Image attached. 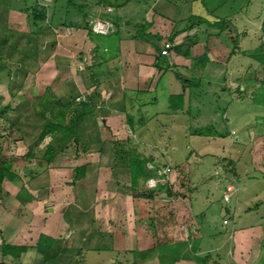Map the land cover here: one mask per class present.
<instances>
[{
	"label": "crops",
	"instance_id": "0c3cea01",
	"mask_svg": "<svg viewBox=\"0 0 264 264\" xmlns=\"http://www.w3.org/2000/svg\"><path fill=\"white\" fill-rule=\"evenodd\" d=\"M196 1L156 0L146 11L144 19L147 35L151 36L147 39L131 33L124 34L125 25L133 23L125 16L117 15L116 8L112 6L106 8L102 6L104 12L107 8L113 9L111 17L116 23L117 30L115 34L109 36H90L87 30L59 25L58 20L56 25L48 24L34 33L26 22L22 23L23 20L26 21L25 13L2 10L7 15V21L0 24V96L9 99L8 101L12 100L13 106L9 103L3 106L7 107L8 112L23 113L20 114L21 119L10 125L11 128L19 129L20 125L24 128L36 126L34 123L37 119H34V115L45 121L48 110L44 109V102L49 95L55 102L58 100L63 104L71 102L70 106L64 108L67 115L64 125H69L71 118L76 117L78 136L86 151L72 142L65 149L58 151L49 165L42 163L45 152L42 158L31 152L30 159L40 164L37 168L38 173L26 160L21 162L22 165L18 166L17 170L29 169L25 181L31 179L35 181L39 178L47 183L52 182L51 185L48 184L49 187H45L47 191L36 190L32 186L33 183L17 188H14L13 182L3 183L0 191V264L19 261L32 254L42 259V255L36 249L40 236L61 240L63 244L66 242L64 231L73 226L74 231H77L78 238H74L78 239L77 245L72 242L71 246L65 247L103 253L107 251H98L93 244L99 247L100 243L105 242L113 248L109 252L124 255L126 258L128 256L130 262L127 261V264H159L158 246L184 242L190 237L185 238L183 234L181 235L177 228L180 224H175L172 220L175 213L173 207L176 203L174 197L163 206L158 197L148 200L132 195L128 154L125 152L131 147L138 153L136 146L146 144L145 139L149 135L152 138V134L154 136L152 130L157 128L166 130L162 135H158L157 139L166 140L171 133L169 128L172 129V124L176 118L178 119L176 115L189 113L192 99L190 86L187 83L183 84L175 72L186 81L199 80L209 69L208 65L216 62L207 47L205 25H183L192 15L199 16L193 12ZM87 5L86 10L91 23L97 17L95 12L97 8L91 0H87ZM175 31L179 32L178 35L173 41H169ZM243 34L244 32L240 33L233 28V35L231 34L230 38L237 36L239 44L240 40L243 42L245 39ZM155 37L162 39L158 45L161 51L166 42L172 44L167 56H160L161 53L155 49V43L147 41ZM187 52L189 57L185 55ZM205 54L207 60H199ZM239 54L237 51L235 55ZM179 95H183V99L172 101ZM85 102L94 108V112H90V108L86 111L82 109L81 104ZM29 114L34 123L29 121L31 118ZM41 114H45V119ZM81 114L84 117L78 119ZM224 120L227 122L229 117L224 116ZM252 122L245 123L247 124L245 130L254 125ZM240 130L234 125L228 131L226 139L229 140L230 146L246 139L252 143V150L261 144L259 140L262 139L264 144L263 132L259 133L257 140H253V133L249 135L247 132L244 137L238 136ZM46 140L47 138L41 141L43 143ZM113 141L124 144L122 148L125 152L116 155ZM35 142L39 143L40 140L37 138ZM252 150V161L260 175L264 177V150L258 154L256 150ZM16 153L13 152L12 157H24L17 156L19 154ZM4 155L8 156L6 153ZM139 155L148 160V168L152 165L162 166L157 160L160 158L158 153L155 156L151 151L148 155L151 159ZM220 156V164L225 166V173H229L230 180H238L235 161L223 157L222 154ZM81 166H87L86 178L72 185L74 170ZM163 166L172 167L173 176L185 174L184 165ZM232 169L234 173L230 172ZM67 174L68 185H64L65 187L60 190L62 194L67 193L65 198L67 202L64 204L60 201L63 197L58 196L59 185L56 178L58 175L66 177ZM20 176L18 173L17 179H21ZM90 179L92 185L86 198L92 199V203L84 204L79 201L80 198H84V193L80 192L78 197L76 189L78 192L82 187L80 184ZM37 191H40L38 196ZM19 192L22 194L21 197L17 196ZM12 201L18 206L20 213L16 214L13 211ZM71 205H74L75 209L72 217L66 216L65 221L64 212ZM259 207H246V210L252 212ZM30 209L34 212L30 213L29 211H32ZM163 210L172 222L164 219L165 215L161 213ZM190 214L194 215L192 210ZM14 216L18 220L22 216L23 222L20 225L15 223L17 226H13ZM23 216L30 221H25ZM56 217L60 219L58 226L54 224ZM153 217L166 221L168 230L144 234L140 223L143 219ZM34 219H38L43 229L37 230L36 240L32 242L36 228L32 229L30 224ZM262 222L234 230L232 240L235 246L228 253L231 258L229 264H259L264 245V221ZM134 224H137L140 230ZM226 225H229V222ZM191 238L199 242L198 235ZM3 244L24 246L28 248V252L20 259L4 256ZM149 250L150 256L143 259L141 254ZM211 252L214 254L215 251ZM213 254L204 253L200 249V243H197L195 251L192 252L190 248L182 251L180 261L175 264H203L199 260L203 257L208 258L206 264H223L220 254Z\"/></svg>",
	"mask_w": 264,
	"mask_h": 264
},
{
	"label": "rangeland",
	"instance_id": "374dc122",
	"mask_svg": "<svg viewBox=\"0 0 264 264\" xmlns=\"http://www.w3.org/2000/svg\"><path fill=\"white\" fill-rule=\"evenodd\" d=\"M155 1L118 0L119 7H116L115 13L121 17L125 16L133 23V25H125L124 34L131 33L140 38H143V36L148 37V32L143 27L145 25L144 19L146 11L152 7ZM36 3L41 6H49L50 12L54 10V0H0V24H4L7 21V15L2 10L21 11L34 6ZM60 4L64 5L62 1L55 5L56 19L58 21L65 19V9ZM95 7L97 8L95 10L97 15L95 19H97L105 10L100 5H96ZM72 11L75 12L76 10L72 9ZM193 12L198 13L206 21L223 20L227 22V24L215 27L205 24L204 27L205 31H207L205 38L208 41L207 47L212 52V56L216 62L208 65L209 69L203 74L202 79L191 82L189 89L192 94L190 111L188 114L182 115L180 113L176 115L178 119L176 118L172 124L173 128H169L171 132L167 136L169 138L159 140L161 138L157 139L158 135H162L166 130L158 128L157 130H152L154 136L152 134L151 138V135H149L145 139L146 144L142 146L137 145L136 150H138V153L137 151L136 153L148 157L147 159H151L148 156L151 151L154 152L155 156L158 153L160 158L157 160L162 166L152 165L149 168L161 170L169 168L171 170V173H168L165 180L158 183L152 189H156L158 186H166L174 194L173 197L176 203L173 207L175 213L172 216L175 219L173 218L172 220L175 224H180L177 228H179L181 235L183 234L185 238L187 236L196 237L198 235V243H200V249L204 253L210 252L213 254L211 251H215L214 254L218 253L222 257L223 264H229L228 262L231 258L228 256V253L235 246L232 240L234 230L259 222L263 223L262 221H264V177L260 175L261 173L258 172V168L252 161V143L250 140L245 138V141L241 143L236 142L230 146L229 140L226 137L214 136V133H228L234 125H237L241 129L238 136L244 137L247 132L249 135L253 133V140H257L256 137H259V133L264 130V106L255 103L253 101L254 95H252L258 88L259 82L248 80L249 77L253 76H258L259 79L264 78L262 67L255 59L243 54L241 55V51L256 50L264 42V36L261 32L264 20V0H197L194 3ZM25 22L30 26L27 16L26 21L23 20L22 23ZM193 22H195V19H190V21L185 22L183 25H190ZM135 24L139 26H135ZM233 28H236L240 33L244 32L243 36L245 39L243 42L240 40L241 42L238 44L240 45V54L231 56L236 43L230 38L232 37L230 30ZM148 41L149 43L152 41L158 46L162 39L158 37L157 41H155V38ZM240 86L241 92L238 91ZM8 100L0 96V108L8 103L11 106L14 105L12 100ZM20 114L23 113L8 112V110L0 114V144L3 153L12 156L13 152H17L16 154H19L17 156L26 157L33 152L38 158H42L41 156L44 154L48 146L47 144L53 142L52 135H48L46 137L47 140L43 143L42 141L39 143L35 142V140H37L42 126L47 123L46 120L50 118V115L46 114L45 121L39 120L34 115V119H37L34 123V119L29 114V117H31L29 121L33 122L36 126L24 128L23 125H20L19 129H12L10 125L21 119ZM224 116L229 117L227 122L224 120ZM184 119L185 121H183ZM250 121H253L254 125L249 126V130H245L247 127L245 123ZM201 131H204L207 135H199L198 133ZM259 142L261 144L253 149L256 150V154L262 153L264 150L262 139ZM221 154L223 157L235 161L238 180L235 181L233 178V180H230L229 173H225V166H221L222 164H220ZM26 162L30 166H34L35 172L38 171L37 168L40 165L38 161L27 158ZM163 165H171L173 167L175 165H184L185 174L180 173L173 176L174 169ZM28 171V168H23V170L20 168L17 171L21 175V179H16L13 182L14 188L33 183L32 186L36 190L45 189L47 191L45 187H49L52 182L47 183L39 178L35 181L32 179L31 181H25L28 178ZM31 173L34 172L31 171ZM68 176V174L66 177L58 175L56 178L57 185H59V188H57V192H59L58 196L63 197L60 201L64 204L67 202L65 199L67 193L66 195L65 193L62 194L60 190L65 187L64 185H68L66 184V181L69 180ZM91 180L82 182L80 184L82 187L78 192L76 189L78 197L80 192L84 193V198H80L79 200L81 203H92V199L89 198L87 200L86 198L90 194ZM147 182L145 183V187L149 188ZM227 185H232L235 188L229 202L224 201L223 188ZM20 192L17 196L21 197L22 194ZM39 192L37 191V196ZM157 197L163 206H166L173 198L169 197L164 191H161ZM260 201L262 202L260 203ZM11 204L14 208L13 211L17 214L20 209L15 205V202L12 201ZM254 206L260 207L258 209L253 208L254 210L251 209L253 210L252 212L246 210L248 207ZM74 209V205L66 208L64 212L65 221H67L66 216L70 215L69 217H72ZM191 210L194 215L190 214ZM29 212L33 213L34 211ZM165 212V210L161 211L165 215L164 219L171 220ZM9 219L10 221L12 220L11 218ZM54 219V224L60 225L59 217ZM24 220L30 221V219L27 220L25 217ZM37 220L34 219L33 223L30 224L32 229L33 227L36 228V233H33L32 242L36 240L37 230L41 231L43 229ZM161 220L162 218L157 219L153 217L143 219V222L140 221L144 234L167 231L169 227L165 224L166 221ZM225 220L229 222V225L224 224ZM12 222L13 226H17L15 223L20 225L23 222L22 216L19 220L14 216ZM134 226L140 230L137 224H134ZM73 227L66 228L64 231L66 242L62 246H71L72 242L76 243L78 240L74 239L78 238V236L77 231H74ZM126 227L128 228V224H126ZM25 235L28 236L26 233ZM93 245L96 248L98 247L96 244ZM122 248L124 249L125 247ZM262 248L263 253L259 264H264V245ZM86 251V249L82 251L84 254L82 256H75L76 251L71 252L65 256V263L74 264L77 260L84 264H127V261L130 262L128 256L126 258L124 255H118L114 252L97 253ZM9 264H43V262L36 254H32L19 261H9ZM57 264H60V262Z\"/></svg>",
	"mask_w": 264,
	"mask_h": 264
},
{
	"label": "trees",
	"instance_id": "16d2710c",
	"mask_svg": "<svg viewBox=\"0 0 264 264\" xmlns=\"http://www.w3.org/2000/svg\"><path fill=\"white\" fill-rule=\"evenodd\" d=\"M63 2V4H60L61 7L65 9L64 17L65 19H61L58 21L59 25L65 26V27H76V28H82L88 31L89 35H95L92 33L91 30V23L89 22V15L86 11L88 5L87 0H54V4L57 5L59 2ZM91 2L96 6L100 5L103 7H119L118 6V0H91ZM54 7V10L50 12L49 6H41L38 3H36L34 6L30 8H25L21 10L20 12L25 13L27 15L28 22L30 24V27L32 28V31L34 33H37L40 29H42L44 26L48 24L56 25L57 21V14H56V8ZM72 9H75L76 11H72ZM112 14V13H111ZM111 14H108L104 12L100 15V17L109 19L115 27V33H116V23L113 21V18L111 17ZM190 19H195V22L192 23L193 25H205L215 27V26H221L222 24H227V22L223 20H215L213 22L206 21L200 16H191ZM190 19L188 21H190ZM146 25H143L145 28ZM147 27V26H146ZM262 35L264 36V20L261 27ZM114 33V34H115ZM178 31H175L172 36L169 38V41H173L174 38L178 35ZM233 35V29L230 30V35ZM113 35V34H112ZM144 39L151 38V36L144 37ZM156 40H158L157 37H155ZM235 43V49L232 51L231 56L235 55L237 51H239L238 47V38L235 36L231 39ZM148 41V40H147ZM237 47V48H236ZM156 51L160 54L161 49L159 46L155 45ZM177 49V48H176ZM189 51V50H188ZM241 54L248 56L249 58L255 59L260 66L262 67V73L264 74V42L261 43V45L256 48V50L251 51H241ZM187 57H189V52L185 54ZM161 56V54H160ZM199 60H207V54L203 55ZM177 78L183 83L187 85H191L192 81H186L178 72H175ZM253 78V79H251ZM248 80L259 82L258 88L254 91V102L258 103L259 105L264 106V78H258V76L249 77ZM185 88V86H184ZM241 86L238 88V91L241 92ZM244 92V88H243ZM256 96V99H255ZM260 97V99H259ZM175 99H183V95H179L174 98ZM71 105V102H68V104H63L60 100L54 101L51 100L49 95L46 97V100L44 102V109L48 110V114L50 115V118L47 119L46 125L43 126V129L41 130L40 134L38 135V140L45 139L48 135H52L53 142H51L45 151L44 158H43V164H51L57 154L58 151L65 149L70 145V143H74V145H79L81 148L85 149L83 143L80 142L79 136H78V128L77 123L75 121L76 117L71 118L70 124L65 126L64 122L67 117L66 113L64 112V108ZM82 109L84 111L88 110L90 108V112H94V108L89 105L88 102L82 103ZM173 106V103H172ZM7 111V107L0 108V114ZM72 115V114H70ZM42 118L45 119V114H41ZM73 117V115L71 116ZM84 115H79L77 118L81 119ZM129 120V119H128ZM56 121V122H55ZM72 124V126H70ZM264 133V130H263ZM58 134V136H57ZM199 135H207L204 131H201L198 133ZM210 134V133H208ZM229 134L227 132L224 133H214V136H219L222 138L227 137ZM113 144V150L116 153V155L122 153L124 144L119 142H112ZM86 151V149H85ZM125 152V151H124ZM125 154H128V167L130 170V179H131V187L130 190L132 192V195L135 198H145L148 200L154 199L157 197L161 191H164L169 197H173L174 194L172 191L167 188L166 186L161 187L158 186L156 189H151L145 187V183L151 179L157 177V171L158 168H148L147 162L148 160L143 159L139 154L136 153V151L129 147L128 150H126ZM31 155L24 156L22 158H16V157H9L3 154V150L0 144V191L2 188V185L5 181L14 182L18 178V170L17 167L22 165L21 162H24L27 158H30ZM230 172L234 173V170H230ZM87 173V166H81L77 167L74 170V176L72 185H75L78 181H82L86 178ZM197 243L194 239L189 237L184 242H176L173 244L168 245H160L157 247L159 255V264H175L177 261H180L181 255L180 253L188 248L193 252L196 250ZM37 251L42 255L43 263L45 264H57L60 262V264H66L65 263V256L70 254L73 251H76L75 256H82L84 251L83 249L74 250L71 248H67L65 246H62L61 240H56L53 238H50L45 235H41L39 238V241L36 246ZM113 248L109 245H107L105 242L104 244L100 243L99 247L96 248L98 251H111ZM2 252L4 256H11L14 259H20L22 255L26 252H28V248L24 246H11L3 244ZM143 259L148 258L150 256V250L145 251L142 254ZM201 263L206 264L208 261L207 257L199 258ZM74 264H84L81 263L79 260H77Z\"/></svg>",
	"mask_w": 264,
	"mask_h": 264
},
{
	"label": "built area",
	"instance_id": "2783aa9c",
	"mask_svg": "<svg viewBox=\"0 0 264 264\" xmlns=\"http://www.w3.org/2000/svg\"><path fill=\"white\" fill-rule=\"evenodd\" d=\"M113 12L112 8H107L106 13L111 14ZM91 30L92 33L95 35H101V36H109L115 33V27L114 24L109 20L102 17H98L97 19L93 20L91 22ZM172 48V44L170 42H166L164 44V48L161 51L162 56H167L169 54V51ZM168 173H171V170L169 168H164L163 170L159 169L157 171V177L151 178L147 182L149 188H154L158 183H161L165 180ZM235 188L232 185H228L224 188V201L229 202L231 199V195L234 193ZM228 221H225V224H227Z\"/></svg>",
	"mask_w": 264,
	"mask_h": 264
}]
</instances>
